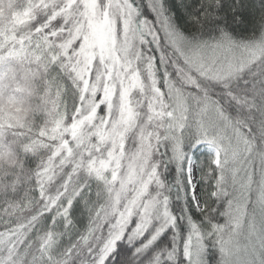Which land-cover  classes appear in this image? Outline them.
<instances>
[{"label":"clouds","instance_id":"obj_1","mask_svg":"<svg viewBox=\"0 0 264 264\" xmlns=\"http://www.w3.org/2000/svg\"><path fill=\"white\" fill-rule=\"evenodd\" d=\"M103 3L104 0H101L102 6ZM217 3H219V0H217ZM36 4L37 8L32 16L23 23L17 24L9 16H5V23L0 27V57L5 58V64L14 58H18L9 55L14 48L17 51L21 47L29 49L34 43L29 37L35 35V28L45 20L48 14L47 9L39 6L40 0H36ZM7 11V6H5V13ZM106 12L117 24L118 39H123L126 42L127 31L120 24V14L115 9L106 10ZM145 19H147L148 24L143 23ZM81 23L83 24V21ZM137 24H140L141 28L147 32L148 26L152 25L153 22L142 15L135 18L131 30L139 36L136 32ZM87 30V26H84L81 36ZM151 31L156 33V40L159 41L160 47L157 48L155 42L141 44L140 39L142 37H139V43L133 47L132 54L138 58V63L128 74L138 73L144 80V87L134 90L132 94L133 107L127 114L120 110L119 96L111 101V108L109 107V100L106 98L105 93L106 82L100 79L101 69L105 65H102L99 60L95 62L90 70L89 79H91L92 85L96 86V93L88 96V106L79 112V120L87 126L83 129L84 135L87 137V143L82 145L80 140H70L72 147L70 157H67L66 153L60 155L56 151L57 148L63 145V139L65 138L63 133H56V121L63 122L64 131L66 132L73 123L77 122V116L70 111L57 112L56 108L60 105L61 97L67 94L65 89L69 84L72 85V95L78 98L82 87L80 81L83 76L79 67V71L76 73L71 72L70 69L60 67L61 62L67 64L68 61L63 59L64 50L58 46L63 40H70L72 60L80 65L81 62L77 53L83 44L82 39L77 38L75 33L71 35L62 33V39L56 40L54 38L58 47L57 54L61 56L62 61L49 63L45 59L44 63L48 64L47 70H43L42 67L38 70L35 61L32 60L28 68L31 73L30 79L25 80L23 77L20 79L10 78L0 88V106L4 107L6 111L12 109L18 113L19 123L26 129L22 135H29V142L25 147L29 150L43 149L46 156L45 166L53 160L56 164L53 173L54 179L52 178L47 182L46 187L41 185L40 188L34 189L30 199L24 205L26 209L23 212L24 218L31 221L33 218L39 217L41 223V229L32 236L21 253L23 255L32 250L31 255L28 254L24 257V264H36L32 259L36 253L41 254L38 264H70V261L66 259H54V250L51 248V241L48 239L50 231L44 227V217L40 215L42 209L49 204V198H55L57 193L78 196L87 211L89 221L105 232L120 221L122 213L130 210L138 191L143 184L148 182L154 169L158 170L159 175L152 179L149 196L159 193L161 200L165 197H174V190H170L173 182L169 181L167 172L170 165L175 164L170 162L168 155H165L166 152L170 151V144L164 139L163 120L160 118L153 119L154 113L150 100L153 81L145 71V59L151 56L154 60H157L161 53L166 57V65L157 63L156 76L161 81L160 88L164 94L165 107L169 111H171L170 106L173 104V99L167 95L168 87L165 82H170L174 88L179 90L182 96L188 93L187 100L189 107H191L193 105L191 103L192 98L198 96L200 89L204 86V75L206 73L214 74L216 67L209 65L203 70L193 67L184 68V74L199 85V88H197L185 78V75L177 71L176 66L178 64L183 66V59L171 47L164 31L156 24ZM252 47L254 50L253 67L264 66V32L261 34L259 43L253 44ZM48 56H51L50 52ZM108 83H119V80L114 77ZM37 100L39 103H36ZM49 105H51V108H49ZM36 111L46 113V118L38 127L34 123L33 113ZM69 117L71 118L69 119ZM165 119L167 118L165 117ZM103 126L108 127L110 143L103 138L101 140L92 139L95 132L102 129ZM249 131H251V128H249ZM158 135L159 140H157ZM221 136L224 138L225 144L228 145L231 137ZM242 136L247 143V150L241 144H239L237 150L242 153L243 159L236 163L229 156L224 159L221 165L225 175L223 190L226 195H215L217 189L215 181H212L210 192L212 195H209L205 201L200 203V207L196 208L203 215L204 221L207 222L206 224L197 222L202 226L203 231L208 230L209 220L213 224L218 223L213 219L217 211L216 205L221 201L224 202L223 211L220 213L222 215L223 212L228 210L229 201L236 204L238 200H241L240 185L234 182L233 177L236 169L240 166L244 168V160L249 157L252 166H255L251 174L253 175L254 172V182L251 185V193H255L252 201L253 209L264 210V131L258 130L252 133L251 137L248 136L247 132H243ZM235 145L236 142L233 141L230 146ZM66 158L68 162L64 163ZM94 168L104 169V179L97 177ZM68 177H71V184L68 188H64V185L68 183ZM242 202L248 205V199ZM222 216L224 220L220 224L228 223V218ZM131 220L132 217H129L128 226H131ZM159 222V220L156 221V223ZM77 243H80V241L73 243V247ZM68 252L70 253L71 249ZM67 254L65 253V255ZM113 261L116 262L115 256H113ZM116 264H128V260L122 258ZM229 264H234V262L229 259Z\"/></svg>","mask_w":264,"mask_h":264},{"label":"snow or ice","instance_id":"obj_2","mask_svg":"<svg viewBox=\"0 0 264 264\" xmlns=\"http://www.w3.org/2000/svg\"><path fill=\"white\" fill-rule=\"evenodd\" d=\"M41 7L48 10L45 20L35 28V35L29 39L34 43L29 49L21 47L19 51L15 48L9 53L10 56H23L25 59L35 61L37 69L47 70L48 64L44 63L45 59L49 63L62 61L58 55V47L64 50L63 59L68 61L67 64L61 62L60 67L70 69L71 72L79 71L77 63L72 60V48L70 40H63L57 47L56 40L62 39L61 34L71 35L72 33L81 32L84 26H87L89 19V10L92 7L90 0H40ZM149 6L155 12L159 27L162 29L168 39L169 44L175 50L179 57L183 59V66L177 65V71L185 75V78L197 88L199 85L192 81L190 77L184 74L185 67H195L201 70L209 65L216 67L220 64L221 58L226 55V49L232 44V36L223 26H217L219 35H213L207 39L189 41L187 37L173 25L171 17L162 3V0H150ZM221 3L217 0H209L207 7L198 15L193 16L192 20L199 26H203L204 22L213 16L211 9L219 8ZM95 7L98 9L100 17H103L106 10L115 9L120 14V24L124 30H131L132 22L135 18L141 16V11L137 7L134 0H104L103 6L101 0H97ZM28 12L26 20L30 18L37 8L36 0H29L27 4ZM218 19V18H217ZM83 21V24L81 23ZM148 24L147 19L143 21ZM155 26H148L145 32L140 24L136 25V32L139 34L141 44H151L155 42L159 48V41L156 40V33L151 29ZM56 38V40H54ZM23 43V41H21ZM78 43V41H77ZM47 49V51H45ZM51 56H48V53ZM4 57H0V63L4 62ZM157 63L167 64L166 57L163 53L157 60L149 56L145 59V71L153 81L152 96L150 97L153 109V119L160 118L163 120L165 129L164 139L170 144V151L165 155L169 156L170 162L175 164L177 177L175 182L170 186V190L175 189V199L183 198L185 206L189 204V197L196 208L200 207L202 202L198 193V184L200 180L208 179L215 181L216 193L220 196L224 193L223 185L225 175L221 165L224 159L231 156L232 159L239 163L242 153L238 151L240 140L236 141L235 146L233 138L225 144L224 138L219 134L215 121L209 120L205 114L204 99L193 97L196 103L189 107L188 102H184L183 96L179 90L174 88L170 82H165L168 87L167 95L172 97L173 104L170 106L171 111L165 107L164 94L160 88L161 81L156 76ZM31 74V73H30ZM78 82V81H74ZM165 117L167 119H165ZM218 118L219 114H218ZM222 119V118H221ZM159 140V135L157 136ZM206 143L212 150L213 156L206 165H199L203 170L197 177L198 163L192 155L190 149H195L197 145ZM186 146H190V149ZM247 144L244 149L247 150ZM60 155L67 154L70 157L72 147L57 148ZM67 158L64 163H67ZM55 160L49 165L44 166L46 173H51L48 180L52 179L55 169ZM97 177L104 179L103 173L99 168H94ZM244 171V176H241ZM219 172V174H217ZM157 169L153 170L147 183L143 184L137 193V197L130 210H126L121 214V219L105 232L99 229L94 223L88 224V227L80 233L82 243L77 245L79 254L82 256L81 264H106L109 256L116 251L117 244L120 241H126L133 246L132 257L128 264H177L178 248L176 239L178 232V217L172 210V197L160 199V194L149 196L150 184L153 177H158ZM234 182L240 185L241 200L236 204L229 201V208L222 215L228 218V223L213 224L208 221V230L203 231L202 226L198 224L192 215L187 213L184 219L187 220L190 230L183 242V254L187 258L188 264H206L204 253L209 247V242L217 245L222 253L221 264H229L228 257L232 253V247L238 232L241 230L242 218L247 220V207L243 200H247L251 195V185L254 182L253 175L249 176L243 166L236 169ZM71 184V177H68V183L64 188H68ZM247 192V197L245 193ZM209 195H212L210 193ZM79 198L76 195H60L57 193L55 198H49V204L46 206V212L40 215L51 213V224L55 225L57 219L64 222L68 227H72L75 223L72 219L70 209L73 201ZM141 209L143 210L141 212ZM129 217H132L131 226H128ZM36 218H33L35 220ZM159 220V223L156 221ZM251 232L256 235L261 244L264 245V224L257 229V225L253 222L250 226ZM27 225H20L16 221L6 223L0 229V264H24V257L29 253L21 255V247L28 245L29 234L27 233ZM127 229V230H125ZM169 229L173 230V244L171 248L167 246L158 250L154 255L146 260L140 259L147 249L155 244V242ZM99 232V235L97 233ZM49 241L53 240V234L50 232ZM30 248V245H29ZM128 249L122 250L121 255H127ZM86 254V255H84ZM71 255V253H69ZM264 255V252H262ZM35 260V258H34Z\"/></svg>","mask_w":264,"mask_h":264},{"label":"trees","instance_id":"obj_3","mask_svg":"<svg viewBox=\"0 0 264 264\" xmlns=\"http://www.w3.org/2000/svg\"><path fill=\"white\" fill-rule=\"evenodd\" d=\"M91 1H93L94 9L98 13V9L95 7L97 0ZM28 2L29 0H0V27L4 25L6 15L17 24L23 23L26 19H19V16L26 11L28 12ZM134 2L140 9L142 16L159 25L155 12L149 6L150 0H134ZM208 2L209 0H162L167 14L172 19L173 25L189 41L207 39L213 35H219L217 30V26L219 25L225 27L231 34V47L259 43L261 34L264 32V0H219L221 6L211 9L213 16L205 21L201 27L192 20V17L200 15L204 11V7H207ZM5 6L8 9L7 13H5ZM101 18H103L104 25L108 23L109 26H113V29L107 33L108 38L111 39L114 36L116 38L117 24L115 20L110 18L106 11ZM112 42V40L109 41L110 49H112ZM138 43V35L134 34L131 50ZM108 60H110V57H108ZM96 61L97 58L93 59V62H90L86 77L80 81L82 87L78 98L72 95V85L69 84L65 89L67 94L61 97L60 105L56 108L57 112L70 111L77 116V122L73 123L66 132L64 131L63 122L56 121L55 131L56 133L64 134V147L71 146L70 140H80L82 145L87 143V137L83 132V129L87 126L79 120V112L88 106L86 102L88 96L91 94L90 89L92 87L89 75ZM131 63L129 71L138 63V58L134 57ZM30 64L29 60L23 56L14 58L7 64L4 62L0 63V88L10 78L20 79L23 77L25 80L30 79L31 74L28 70ZM253 64L254 60L230 77H214L205 74L203 77L204 86L200 89L199 95L196 96L198 99L202 98L204 101H211L218 105L233 126L241 133L247 132L249 137L258 130L264 131V66L253 67ZM245 69L251 70L246 71ZM143 87L144 80L143 86L134 88L131 95L135 89ZM183 96L187 97L188 93H185ZM132 100L133 96L130 99L131 106H133ZM36 103H39V101L37 100ZM191 103L194 105L196 101L192 100ZM100 107L102 108L103 106L101 105ZM49 108H51V105H49ZM33 115L34 123L37 127L46 118L44 111H36ZM104 127L95 132L92 137L93 140H100L101 131ZM249 128H251V131H249ZM25 131L26 129L19 123V114L12 109L6 111L4 107L0 106V229L6 223L12 221H16L20 225H27L26 230L30 240L41 229V223L39 222V217L31 221L24 218L23 212L26 211L24 205L30 199L34 189L40 188L41 185L47 186V182H49L48 176L51 173L45 172L44 161H46V156L44 150L39 148L29 150L25 147L29 142V135H22ZM186 147L190 149V146ZM190 151L198 163L197 172L199 177L203 170L199 165H206L212 154L209 152L207 146L197 145L195 149H190ZM253 167L255 169V166H252L251 162H244V169L249 176L252 174ZM100 171L103 173L104 169L101 168ZM241 173L242 175L245 174L244 171ZM167 177L170 182H175L177 177L175 165H170ZM52 178L54 179L53 175ZM212 183L208 179L199 181L198 193L202 202L208 198L212 190ZM254 197L255 193H251L248 198L247 220L245 221L242 218L241 230L236 236L232 253L228 257L234 264H264V255H262L264 245L251 232L250 228L253 222L256 223L257 229L264 224V214L259 209H253L252 201ZM223 208V201L216 205L217 211L213 219L218 223H223L224 217L220 214ZM172 210L178 217L179 236L176 239V244L179 248L177 264H188L187 258L183 254V242L190 230V226L183 217L190 212L196 222H203L205 224L207 222L204 221L203 215L197 211L190 197L189 204L186 207L183 198L177 200L174 195ZM42 212H46V208L42 209ZM70 213L75 222L72 227H68L59 218L55 225L51 224V213L45 214L44 227L53 234L51 248L54 250V259H66L70 261V264H81L82 256L79 254L77 245L82 243L80 233L91 222L80 198L73 201ZM97 235H99V232ZM78 240L80 243H77L73 247V243ZM172 244L173 230L169 229L161 235L153 246L146 250L140 259L146 260L166 246L171 248ZM24 248L21 247V252H23ZM125 248L128 249L127 255L122 256V250ZM69 249H71V255H69ZM133 250V246L129 245L126 241L118 242L116 251L109 256L106 264H116L122 258L130 261L133 259ZM31 251L29 255H31ZM65 253L68 254L65 255ZM113 256L116 257V262L113 261ZM32 259L38 264L41 254L36 253ZM204 259L206 264H221L222 253L219 247L209 242V247L204 253Z\"/></svg>","mask_w":264,"mask_h":264},{"label":"rangeland","instance_id":"obj_4","mask_svg":"<svg viewBox=\"0 0 264 264\" xmlns=\"http://www.w3.org/2000/svg\"><path fill=\"white\" fill-rule=\"evenodd\" d=\"M90 3L92 7L89 10V19L87 21L88 30L83 33L82 36L81 32L75 33L77 38L83 40L80 51L77 53L81 62L78 66L84 79L90 62H93V59L95 60V58H97L102 65H105L101 69L100 79L106 82L105 93L106 98L109 100V107L111 108V101L116 96H119L120 110L127 114L133 107L130 103V99H132V90L136 87L143 86V78L138 73L128 74L130 72L129 65L132 64L131 62L135 57L132 54L133 50H131L135 33L133 30L127 31L126 42L123 39H118V36L109 39L107 33L113 29V26H109L108 23L104 25L103 18H101L94 9L93 1ZM26 13L27 11L21 14L19 19H26ZM111 40L113 41L112 49L109 47V41ZM252 46L253 45L242 44L236 47H228L226 49V55L221 58L220 64L216 65V72L208 75L214 77H230L234 75L253 60L254 50ZM108 57H110V60H108ZM114 77L118 78L119 83H108L112 81ZM90 92L91 95L96 93L95 85H92ZM183 100L184 102H188L185 96H183ZM204 107L206 110V117L209 120L215 121L219 133L233 138L234 142L240 140V144L244 148V145L247 143L244 141L242 133L233 126L218 105L211 101H205ZM218 114L220 118H218ZM101 138L109 143L111 142L107 126L101 131L100 140ZM199 146H207L209 152L212 154L211 148L206 143L199 144ZM245 161L248 163L251 162L250 158L245 159L244 162ZM196 174L198 177V172H196ZM245 196L247 197L246 193ZM261 212L264 214V210H261Z\"/></svg>","mask_w":264,"mask_h":264}]
</instances>
